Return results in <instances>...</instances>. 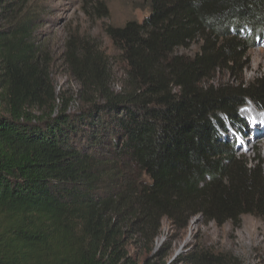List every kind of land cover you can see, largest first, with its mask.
Returning <instances> with one entry per match:
<instances>
[{
    "label": "trees",
    "instance_id": "16d2710c",
    "mask_svg": "<svg viewBox=\"0 0 264 264\" xmlns=\"http://www.w3.org/2000/svg\"><path fill=\"white\" fill-rule=\"evenodd\" d=\"M107 1L83 0L84 15L107 19ZM139 1L141 22L104 28L122 84L111 86V56L74 62L70 111L38 66L41 11L0 0V264H138L131 238L151 250L164 220L181 232L196 216L264 218V163L236 158L220 135L225 123L244 134L248 102L264 111V72L214 82L241 73L264 36V0ZM187 260L232 264L207 251Z\"/></svg>",
    "mask_w": 264,
    "mask_h": 264
},
{
    "label": "rangeland",
    "instance_id": "374dc122",
    "mask_svg": "<svg viewBox=\"0 0 264 264\" xmlns=\"http://www.w3.org/2000/svg\"><path fill=\"white\" fill-rule=\"evenodd\" d=\"M83 0H30L42 13L43 25L35 37L39 47L38 66L50 76L51 87L57 94L69 98L70 111L80 107L77 99L80 85L75 74V63L92 62L97 55L110 59L111 86L117 90L124 80V68L118 63L110 40L104 33L107 26L121 27L126 22H141L148 14L145 1L108 0L109 17L92 21L83 13ZM73 45H69V41ZM194 49L184 50L192 54ZM241 73L219 72L214 82L231 81L238 84L249 83L264 72V36L256 38L254 47L246 52ZM244 120V134L239 135L232 126L225 123L224 133L220 135L233 144L236 158L264 163V149H256L260 139L264 140V111L248 102L239 111ZM261 119V121H260ZM225 120V119H224ZM259 123H262L258 129ZM252 141V142H251ZM259 150V151H258ZM258 151V152H257ZM138 237L131 238L128 245L130 256L138 264L149 260L153 264H188L192 253L210 252L224 254L232 264H264V218L243 216L239 222H228L219 226L206 222L202 217L191 218L184 231L171 229L163 221L158 235L151 244V250L141 251L136 247Z\"/></svg>",
    "mask_w": 264,
    "mask_h": 264
},
{
    "label": "bare ground",
    "instance_id": "6f19581e",
    "mask_svg": "<svg viewBox=\"0 0 264 264\" xmlns=\"http://www.w3.org/2000/svg\"><path fill=\"white\" fill-rule=\"evenodd\" d=\"M261 119H264V117H261ZM261 119H260V121H261ZM259 127H258V129L259 128H261V126H262V123H259V125H258ZM264 129V128H263ZM259 141V143H258V145H256L255 146V148L256 149H264V140L263 139H260V140H258ZM252 142V141H251ZM259 151V150H258ZM257 151V152H258Z\"/></svg>",
    "mask_w": 264,
    "mask_h": 264
}]
</instances>
